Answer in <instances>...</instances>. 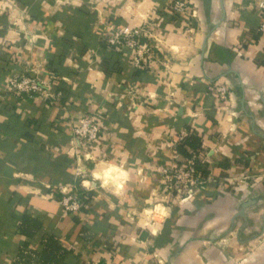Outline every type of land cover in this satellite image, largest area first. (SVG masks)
<instances>
[{"label":"crops","instance_id":"0c3cea01","mask_svg":"<svg viewBox=\"0 0 264 264\" xmlns=\"http://www.w3.org/2000/svg\"><path fill=\"white\" fill-rule=\"evenodd\" d=\"M186 1L183 18L170 0H0V264H264V250L245 252L264 232V0ZM153 22L143 70L107 50V27ZM23 71L54 77L62 97L4 96ZM78 114L106 134L83 177ZM190 134L217 177L165 202L157 170ZM82 178L89 202L63 212L57 186Z\"/></svg>","mask_w":264,"mask_h":264},{"label":"built area","instance_id":"2783aa9c","mask_svg":"<svg viewBox=\"0 0 264 264\" xmlns=\"http://www.w3.org/2000/svg\"><path fill=\"white\" fill-rule=\"evenodd\" d=\"M264 12V1L256 4ZM170 8L175 16L191 17L193 12L190 10L186 0H170ZM158 23L153 22L142 24L134 28L128 27H114L109 26L106 28L104 35V42L107 50H114L120 52L123 49L133 52L131 66L133 69L143 70L146 65V60L151 56V46L141 39L153 38V30L158 29ZM258 31L264 34V17L260 24ZM54 77H38L26 71L16 73L11 76L6 82L2 93L4 96H12L16 99H40L54 103L62 97L60 90L54 89ZM218 104L226 103L228 100V90L225 85L215 83L211 88ZM105 130L102 126L100 118L93 114H78L75 116V125L72 128V138L69 141L70 155L74 158L76 167L75 174L79 176L85 175V168L80 167V164L85 161L91 163L90 154L98 144L105 137ZM81 150V153H76ZM198 160L201 164H206V160L198 154ZM208 176L206 179L202 178L197 172L192 159L180 158L176 162L166 165L159 170V187L163 193V198L166 200L172 194L179 193V188H183L180 194L181 202L191 200L195 188L199 186V190L203 191L207 183L214 181L217 177L212 167H207ZM80 181L79 184H65L57 186L56 192L60 194L59 205L65 213H77L81 210L82 204L80 202L81 193L93 191V187L88 184L84 185L85 179ZM87 181V179H86ZM231 185L234 181L228 179ZM87 264V263H85Z\"/></svg>","mask_w":264,"mask_h":264},{"label":"trees","instance_id":"16d2710c","mask_svg":"<svg viewBox=\"0 0 264 264\" xmlns=\"http://www.w3.org/2000/svg\"><path fill=\"white\" fill-rule=\"evenodd\" d=\"M200 146V138L195 134H190L186 138H184L179 145L175 147V150L182 158L192 159L194 161V166L197 172L201 175L202 178L206 179L208 176V166L207 164H201L198 160V150L200 149ZM80 202L82 206L86 205L89 202V197L84 193H81ZM49 243L53 244L52 239H49Z\"/></svg>","mask_w":264,"mask_h":264},{"label":"rangeland","instance_id":"374dc122","mask_svg":"<svg viewBox=\"0 0 264 264\" xmlns=\"http://www.w3.org/2000/svg\"><path fill=\"white\" fill-rule=\"evenodd\" d=\"M103 169H104V167H103ZM158 174V173H157ZM180 186H178V190H180V192L178 193L177 191H176V189L174 190V192L175 193H177V196H178V198L176 199L175 197V195L176 194H172V199H174V200H176V202H181V197H180V194L182 193V191H183V188H179ZM200 188H199V186L197 187V188H195V190L194 191H197V193L195 192V194H193V197H192V199H194L195 197H196V195H198L200 192H202L201 190H199ZM161 191V190H160ZM169 198L170 197H168L166 200H165V202L166 201H168L169 200ZM249 243H248V247H249V249H247V251H245L246 253H248V254H251L252 252H255V251H258V250H264V232H261V233H259L258 235H256L254 238H252L251 240H249L248 241Z\"/></svg>","mask_w":264,"mask_h":264}]
</instances>
